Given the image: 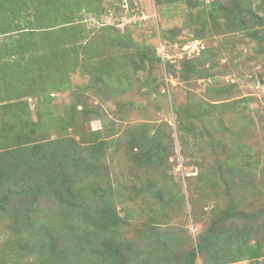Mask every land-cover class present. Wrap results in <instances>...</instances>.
Masks as SVG:
<instances>
[{"label":"rangeland","instance_id":"1","mask_svg":"<svg viewBox=\"0 0 264 264\" xmlns=\"http://www.w3.org/2000/svg\"><path fill=\"white\" fill-rule=\"evenodd\" d=\"M222 2L245 9L250 32L225 28L220 18L195 19L180 11L181 4L162 16L156 0H92L90 12L74 14L60 35L71 52L66 67L52 65L63 56L47 55L56 34L38 37L46 67L35 71L28 84L36 88L25 96L7 99L0 83V132L6 122L37 118L44 141L70 139L88 159L90 142H103L91 175L70 171L78 187L95 181L100 200L110 201L120 221L101 231V214L88 207L81 210L84 221L79 216L63 224L55 219L62 209L35 189L37 171L13 152L0 154V162L23 164L0 183L7 204L0 213V264H264V0ZM113 29L119 41L126 33L146 51L152 47L159 60L133 66L137 56L127 58L125 47L105 43ZM112 54L116 67L92 82L93 68ZM54 77L66 86L47 89ZM44 94L53 95L50 102L41 101ZM156 94L169 98V110L155 102ZM71 114L73 127L41 123ZM156 141L160 152L148 153ZM28 211L37 224L53 226L41 254L24 228ZM238 227L249 232L248 245H259L255 258L220 256L216 262V253L196 250L201 233ZM114 247L120 254L113 258ZM76 248L93 252L78 257Z\"/></svg>","mask_w":264,"mask_h":264},{"label":"trees","instance_id":"2","mask_svg":"<svg viewBox=\"0 0 264 264\" xmlns=\"http://www.w3.org/2000/svg\"><path fill=\"white\" fill-rule=\"evenodd\" d=\"M59 1L0 0V36H6L5 40L0 41V83H3L6 87L4 93H7V99L25 96L28 91L36 88L30 87L28 83L32 79L37 78L34 75L35 71L40 69L39 67H46L39 58L40 54L37 51L39 50L37 45L39 36H44L46 33L56 34V40L58 41L54 42L55 40L53 39L49 47L51 51L47 55L49 57L54 55L63 56L59 61H55L52 64L57 70H61L68 65L69 58H66V55L71 52L66 50L65 43H63L66 37L60 40V35L66 31L64 30L65 28H69L68 23L72 21L71 18L74 14L81 11L90 12L87 6L89 5L88 2H92V0H62L60 3ZM72 2H74V5ZM180 4L182 5L180 11L188 12L195 19L207 20L210 17L212 20L217 21V18H220V24L225 28L236 27L244 29L247 32L251 31L245 9L235 2L229 5L222 2V0H207L206 2L198 0H156L159 14L162 16L166 12H168V16H171V10L179 7ZM120 7L123 9L121 5ZM70 32L72 33V30ZM120 35H116L113 29V32L111 31L109 33L105 43L113 49L125 47V50L129 51L127 58L131 59L133 55L137 56L139 63H133L131 61L133 66L137 67L139 66L138 64L145 65L146 63L153 62L155 59L159 60L155 56L152 47H149L146 51L141 45L133 43L126 33L123 34L121 41H119L118 38ZM70 49L73 52L77 51L79 49L78 44L75 45L73 43ZM205 51V48L202 49L200 55L204 54ZM116 55H109L107 57L108 59H105L101 65L93 66L94 68L91 73L92 82H95L97 79L102 80L103 76L111 73L114 67H116ZM101 60L99 59L98 61L100 62ZM91 63L92 60L88 62V64ZM61 82L57 84L56 78L54 77L46 87L50 90L61 89L66 86L65 81L61 80ZM52 96L44 94L41 101L48 103L51 101ZM181 109L180 107L175 108L176 113L180 114ZM74 118L75 115L71 114L64 119H57L55 123L40 122L47 128L61 124H66L65 126L67 127H73ZM39 126L41 125L37 122V118L32 122L24 121L19 125L10 122L4 123L0 132V144L2 145V153L0 154L5 155L6 153L13 152L21 159L23 164L27 162L34 171H37L33 177L35 179V189L41 192L44 198L54 201L62 209V212L57 213L55 216L56 220L62 221L64 224L68 222L66 220L73 221L80 216L84 221L86 216L81 210L85 209L87 211L88 207H91L98 209L101 214L99 230L102 231L116 227L120 218L113 211L114 207L108 199L104 201L103 199L100 200L104 194L99 191L96 182L93 181L89 185L78 187L73 184L72 179L75 177H73V173L70 171L71 168H76V173L79 172L85 176L91 175L88 172L96 168L92 165V158L95 160L98 158L95 152L97 144H102L103 142L99 140L90 142L92 158L88 159L83 155L81 148L78 149L76 146L72 147V141L70 139L44 141L45 137L39 131ZM204 131L209 134L206 127H204ZM93 134H96V132ZM154 138L158 139L157 136H154ZM150 147L147 150L148 153H151L150 151L153 150H158V153L160 152L161 146L157 144V141ZM17 164L15 163L12 167L6 161L0 162L1 184L8 183L12 179V173L16 172L14 169L17 166L21 167L23 165ZM23 168L22 170L25 173L31 174L30 177L32 178V173L28 172L25 167ZM76 173L74 175L78 177L79 174ZM7 189L10 190V188ZM5 207H7L6 200L4 196L0 195V213L6 210ZM32 213L33 211L26 213L27 215H25L23 221L24 228L29 229L28 234L33 250L41 254L44 251L42 246L45 243V238H47V235H49L48 232H50L53 226L47 223L37 224L36 216L31 217ZM208 231L199 235L202 239L199 241L196 250L210 254L216 253L213 259L216 262H218L220 256L226 257L229 260H239L246 257L255 258L258 254L256 247L259 245L255 247L248 245L250 240L248 236L249 232L244 228L238 227V229L232 231ZM95 232L96 230L93 229L91 234ZM111 248L112 245L108 241H105V251H111ZM68 249L65 246L64 251L67 252ZM117 250L118 248L114 247L113 258L120 254V252L117 253ZM74 251H78L77 253L74 252L75 256L78 257L83 254L86 255L89 251L93 252L89 248H76ZM248 251L249 254L246 256ZM193 252H195V249H193Z\"/></svg>","mask_w":264,"mask_h":264},{"label":"water","instance_id":"3","mask_svg":"<svg viewBox=\"0 0 264 264\" xmlns=\"http://www.w3.org/2000/svg\"><path fill=\"white\" fill-rule=\"evenodd\" d=\"M155 102H160L162 103V105L167 109L169 110L170 108V101H169V98L165 95H162V94H156V97H155Z\"/></svg>","mask_w":264,"mask_h":264}]
</instances>
